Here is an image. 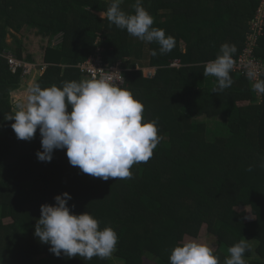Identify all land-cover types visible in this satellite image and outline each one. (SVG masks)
I'll return each instance as SVG.
<instances>
[{
  "label": "trees",
  "instance_id": "1",
  "mask_svg": "<svg viewBox=\"0 0 264 264\" xmlns=\"http://www.w3.org/2000/svg\"><path fill=\"white\" fill-rule=\"evenodd\" d=\"M110 3L0 0V264H169L172 249L184 236L197 237L203 225L216 239L220 264L242 239L251 249L247 264H264V96L234 71L232 85L217 92L215 78L203 75V63L214 60L222 44L235 45L233 57L240 54L257 0H142L153 27L175 39L166 55L157 43L101 19ZM134 3L122 0L120 7L133 13ZM35 26L49 40L61 35L62 41L46 47L44 70L34 84L48 88L90 79L78 65L98 56L102 64L120 68L121 87L143 103L144 119L157 121L162 139L148 162L132 166L131 179L85 174L70 165L66 149L41 162L39 130L31 141L20 140L14 121L4 119L16 110L12 93L28 75L22 69L12 74L2 54L11 50L25 62L12 31ZM7 35L16 48L7 44ZM255 55L264 59V36ZM175 59L178 69L169 67ZM144 68H155L154 76L144 77ZM213 119L208 135L205 122ZM64 192L72 197L73 213L90 212L101 229L116 231L111 258L56 257L34 236L41 205L54 204ZM239 208H248L254 219L246 222Z\"/></svg>",
  "mask_w": 264,
  "mask_h": 264
},
{
  "label": "clouds",
  "instance_id": "2",
  "mask_svg": "<svg viewBox=\"0 0 264 264\" xmlns=\"http://www.w3.org/2000/svg\"><path fill=\"white\" fill-rule=\"evenodd\" d=\"M121 2L111 0L107 11L100 13L101 19L106 17L111 24L140 41L157 43L160 55L172 51L174 37L153 27L154 18L143 7L142 0H135L133 13L123 11ZM235 52V45L224 43L214 60L203 63V75L216 80L213 92L232 85L230 74ZM151 54L156 56L157 51L152 50ZM175 62L178 67L171 66ZM180 66L176 59L169 63L171 68ZM105 72L106 75L98 78L66 81L61 86L41 88L33 84L27 89L24 102L17 104L14 113L4 119L14 121L11 127L20 140L31 141L39 130L42 151H37L36 156L41 162H50L54 150L66 149L70 165L85 174L105 181L131 179L132 166L148 162L162 137L157 121L144 119L143 103L120 86L123 79L120 73ZM246 75L252 90L264 96V79L258 78L256 71L250 70ZM248 171H252L251 166ZM71 199V195L64 192L54 197V204L41 205L34 236L50 245L49 251L56 257L111 258L117 250L116 231L111 227L101 229L90 212L73 213L68 205ZM247 241L242 239L230 246L224 264H247L245 253L251 251ZM169 264L220 262L210 246L189 240L172 249Z\"/></svg>",
  "mask_w": 264,
  "mask_h": 264
},
{
  "label": "built area",
  "instance_id": "3",
  "mask_svg": "<svg viewBox=\"0 0 264 264\" xmlns=\"http://www.w3.org/2000/svg\"><path fill=\"white\" fill-rule=\"evenodd\" d=\"M257 8L255 10L253 18L248 24V30L245 34L244 47L242 48L239 55L233 57L235 73L248 79L246 73L248 71H256L258 73V78H264V61L257 58L255 55V48L257 46L258 40L264 34V0H257ZM3 58L6 60L9 71L15 74L19 69H22L23 75H30L34 69L30 63L22 62L14 57L11 53L6 52L2 54ZM206 64V63H205ZM171 66L178 67L177 63H173ZM82 74H86L90 79L98 78L100 75H106L105 71H118L121 75L120 68L115 66H107L101 63L98 56H90L82 64L78 65ZM142 74L144 77L149 78L154 76V68H144L142 69ZM122 76V75H121ZM123 83V79L120 80V86Z\"/></svg>",
  "mask_w": 264,
  "mask_h": 264
},
{
  "label": "crops",
  "instance_id": "4",
  "mask_svg": "<svg viewBox=\"0 0 264 264\" xmlns=\"http://www.w3.org/2000/svg\"><path fill=\"white\" fill-rule=\"evenodd\" d=\"M98 16H100V13L98 14ZM30 29H31L30 31H28L27 28L22 29L20 32L21 33L23 32V33L21 35H18L19 38L17 37L16 33H14L13 31H12V33H13V35H15L17 37V40L19 41L20 49L22 52V60H24L25 62L31 61L33 66H35V68L32 70V73H31V75H32L35 72H38V69L43 68L44 51H45L46 47L48 46V44H51L50 46H56L57 44H59L62 41V37H61V35H58L57 37H54L53 39L49 40V38L47 36H44L42 34V31L40 30V28L38 26H35L34 28H30ZM7 37H8V35H7ZM7 44L9 46H11L13 49L16 48L15 46L12 45V42H10V43L7 42ZM28 44L34 45L36 50L33 51L29 47ZM38 48L41 49L38 56H32V54L35 53ZM9 52H11V50H9ZM29 77L30 76H26L25 77L26 79L25 78L22 79V86L18 90H16L15 92H13L12 96L15 97V95L19 94L21 91L28 89V87H27L28 80L27 79ZM84 79H87V78L83 77L82 80H84ZM250 85H251V83H250ZM17 102L19 103L18 100H17Z\"/></svg>",
  "mask_w": 264,
  "mask_h": 264
},
{
  "label": "rangeland",
  "instance_id": "5",
  "mask_svg": "<svg viewBox=\"0 0 264 264\" xmlns=\"http://www.w3.org/2000/svg\"><path fill=\"white\" fill-rule=\"evenodd\" d=\"M27 30L28 31H30L31 29L30 28H27ZM14 33H16V32H14ZM23 33V32H22ZM21 32L20 33H16V35H17V37L19 38V36L18 35H21L22 34ZM263 36H264V34H263ZM262 36V37H263ZM261 37V38H262ZM11 38V36L10 35H8V37L6 38V41L8 42V43H10V42H12V38ZM260 38V39H261ZM260 39L258 40V43H257V46H256V50L259 48V43H260ZM29 45V47L33 50V51H35L36 50V48H35V46L34 45H32V44H28ZM42 46V45H41ZM40 48H38L37 49V51L35 52V53H33L32 54V56H38V54H39V52H40ZM9 52V51H8ZM9 53H11V52H9ZM143 53L146 55V54H148V51L147 50H144L143 51ZM12 54V53H11ZM258 58H260L259 56H258ZM262 61H264V59L263 58H260ZM31 66H33V64L31 63ZM34 68H35V66H33ZM43 70L44 69H42V70H40V69H38V72H35L34 74H30L29 76V78L27 79L28 80V84H27V87L29 88L31 85H33L34 83H35V80L36 79H38L40 76H41V74L43 73ZM26 93H27V89L26 90H24V91H21L19 94H17V95H15V97L13 96V100H12V102L15 104V105H17V104H19V103H23L24 102V100H25V96H26ZM17 100L19 101V103L17 102ZM214 119L213 120H206V122H205V125H206V131H207V134L208 135H210V130H211V128L214 126ZM236 211H238V212H241V211H245V221L246 222H249V221H252L253 219H254V217L252 216V214L250 213V210L247 208V209H241V208H239V209H236ZM8 222H10V220H4V223H8ZM189 240H197V241H199V242H201V243H204V244H206V245H208V246H210L212 249H213V251H215L216 249H217V244H216V239H215V237L214 236H212V235H210L209 233H207V231H206V226L205 225H203L200 229H199V231H198V235H197V237H195V238H193V237H189V236H184L183 237V239H182V243L183 242H186V241H189ZM144 263L145 264H150L148 261H144ZM114 264H118V263H114ZM151 264H154V262H152Z\"/></svg>",
  "mask_w": 264,
  "mask_h": 264
}]
</instances>
